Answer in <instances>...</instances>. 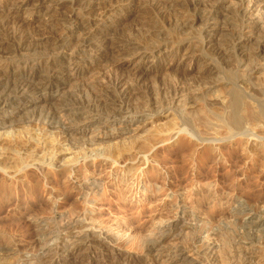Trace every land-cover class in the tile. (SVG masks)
Returning a JSON list of instances; mask_svg holds the SVG:
<instances>
[{
	"label": "bare ground",
	"instance_id": "bare-ground-1",
	"mask_svg": "<svg viewBox=\"0 0 264 264\" xmlns=\"http://www.w3.org/2000/svg\"><path fill=\"white\" fill-rule=\"evenodd\" d=\"M45 1L46 0H38L39 6L44 5ZM83 1L84 0H66V2H64L67 6L69 5L70 11H68L69 13L67 15L57 20L56 24L48 30V32L52 34L54 38L49 42L50 45L45 49V51L40 54H37L35 51V40L31 35H25L17 28L7 30L2 29V31L0 30V37L3 36V38L8 42V44L0 43V119L5 120L0 123V128L4 129L5 126H12L10 121L14 118V115L8 113V111L5 109L14 105H21V110L23 108H29L31 109L30 111L33 110L32 114L34 112L35 115L38 114L35 118L40 124L44 123L45 126L50 124L52 127L55 126L57 129L59 128L62 132L64 141L67 142L65 146H84L85 144H88L90 147L98 146L99 148V146L105 147L107 144L106 149H100L96 151L92 149L89 158L95 162H105L103 170L107 168L111 169L113 166H117L123 161V157L121 156L126 151L131 152L130 149L132 147L130 148L129 146H131L132 142L134 141L127 140L133 138L132 136L135 132L133 130L129 131L128 129L133 125V120L135 119L134 114L140 112V110L138 112L136 109H134L137 105H135L134 108H131V106L128 105L130 102L126 100L128 99V96L124 97L126 95L127 88L131 85L136 86L137 84H140L139 82H142V80L150 74L160 72L159 70L155 69H146L148 63H154L156 65V63L160 61H169V63L174 60L183 61V59L185 57L187 58V55L191 53L194 54L196 52L198 53L205 51V38L211 35L210 32L215 33L217 30H221L220 28H222H219V24L222 22L221 15H215L214 8L219 5L222 7L224 5L226 6V0H149V4L148 2H145V5L147 6L148 4L150 10L153 9L152 11H154L155 9L156 18L158 19L157 22H159V25H161L160 30L167 31L170 28H175L177 27V22L182 20L186 22V25L181 28L180 34L178 33L179 31L177 32V36L170 37L168 39L167 36L166 38H158L157 40L152 38L147 39L144 37H139L136 39V37H133L134 31L126 32L128 34H123V31L122 34L117 32L119 23L121 24V22H125L130 15V5L134 0H97L98 4L95 3L96 5H89L88 7H84V5H82ZM205 1H207V3L205 8H203L202 5H200V2L205 3ZM26 6L27 5L25 3L14 4L11 2L9 4L2 2L0 4V12H2L5 16H9L13 13L17 14L24 12L26 10ZM158 8L159 11H157ZM170 8H177V10H170ZM142 11L144 10L142 9ZM235 11L238 21L236 25L237 28L234 30L236 37L234 41L241 40L243 38L249 41L254 40V50L256 55L254 57H256L259 62H262L261 65H259V67L255 70L254 74H250L249 78L251 79L253 75L264 72V57L262 55L264 54V0H238ZM92 12H97V14L94 13L96 15H93L94 18L92 15H90ZM125 12H128V14L124 15ZM107 14L108 16L105 17ZM111 15H118V18L111 20ZM106 19H110L108 24L105 22ZM249 24H254L255 27L253 28L251 25L249 26ZM193 32L196 33V38L191 40V33ZM10 43L13 44V48L11 46V50H8ZM236 47L237 45H234L230 48V52L233 55L238 54ZM107 56H117V58L119 56L118 61H113L110 58L113 61V77L111 75V79L109 75V79L111 80L110 82L108 81L107 84V87H110L114 94L116 93L120 99H117L120 102L117 109L110 110L108 107V110H110V112L108 111L109 114L107 113V116H102V114H96V112H98L96 110L97 106L99 107V105L96 104L100 102L98 101L99 99L95 100L94 105L89 99L81 105L79 104V106L66 104V101L63 102L64 99L69 96L67 95L70 93L68 92L70 90L69 88H71L72 85L77 87L83 83L82 81L88 76L90 70L94 65H96L97 61H99V59L102 57ZM125 65H132L136 68L133 71H126L123 69ZM91 85H93V83ZM96 87L99 88L100 86ZM87 89L88 88H86V91ZM98 92V94H95L97 95V98L101 97V92ZM130 94L131 93H129V95ZM93 99H95V97ZM253 99V96H248L244 102H239L234 106L232 99L230 98L229 100H226L224 105H219V110L223 115L215 117L216 123L210 124L215 128V133L213 134L210 133V129H208L207 121L206 125L205 123L200 124L203 121L196 123L190 119V114L187 115L188 117L185 115L183 117L180 114V116L177 118L178 121L172 125L171 130L159 136V142L161 141L163 144L171 140L175 135H186L193 139V141L189 140V142L185 143V147L182 146V150L176 154L178 166L174 170V177H179L186 174L185 168L192 163V166L195 165V171H193L191 175L194 177L192 178V181L193 179L196 180L199 178L207 180L209 177H211L212 171L214 172L216 169L225 168V165H222L219 162L225 161V164H230L231 168L234 166L236 167L238 163L245 159L246 150H242V158L241 155L239 156L236 151L240 150V146L242 144H245V146H257L258 143L264 142V108H262L260 103L256 100H254L252 103H249ZM136 100L137 99L135 98V101ZM217 101L209 103V107L217 105ZM67 102L69 103V101ZM193 105L195 106V104ZM232 105L235 107L236 111L235 113H232V116L228 117L227 109H232ZM207 106L208 105H206V107ZM106 108L104 107V109ZM207 112L210 115H213L210 113V110ZM103 114L106 113L104 112ZM130 114L132 115L129 116L130 120H126L125 116ZM135 121L141 122L144 120L140 119ZM117 125L120 126V129L117 128ZM155 136L156 135H154V137ZM119 137L125 138L128 142V144H126L127 142L124 143L126 144L124 150V147L122 150L118 149V146L120 145L117 146L118 148L115 145H110L112 141ZM233 137H236L234 140L236 148L228 150L224 153L223 150H221V144L219 143L228 141ZM1 138L2 137L0 136V140ZM25 139H27V137ZM29 139H27V143ZM250 139H253V141L250 142ZM17 141L19 142V140ZM62 141L63 140L60 142ZM197 142H210L211 144L218 143V145H215L217 147L215 149L210 145H204L202 150H192V147H195L194 144H197ZM145 144L144 146L147 145ZM263 145L264 144L262 143V146ZM68 147L66 149H68ZM107 147L110 150H108ZM144 149L145 150L141 148V151H137V153H139L136 155V157H133L134 159L132 158L126 161V169L123 170V172L120 171L122 178L121 180L118 179L121 181V183L123 182V179L126 178L125 181L129 180V185L132 187H134V185L139 186L141 185V181L138 179L141 175L140 168L142 166H145L148 162L158 163L160 166L164 165V162L161 163V160L159 162L158 158H151L148 156L151 151L150 149L148 150L146 147H144ZM66 151L64 150V152H58V155H55L57 153L50 155V158L48 159L49 163L46 164L48 167H50L48 169L50 171H54V169L57 170L54 174L55 178L58 176L71 174L72 166L81 160L85 162V160L88 159L85 151H82L80 154L81 157L78 154L76 158L74 157L75 159L70 158V160L67 162L66 160H62V155ZM17 154L20 155V153ZM154 154L152 155L156 156ZM262 155L264 159L263 152ZM5 156L1 159L5 158ZM156 159H158V162ZM209 163L211 164V167H206ZM137 164L139 165L137 166ZM20 165V167L17 166V168L11 166L5 167L2 165L4 168L0 166V169L3 171L2 174L7 173V175H10V172L12 174H17L25 167L34 166L35 174L39 176V173H42V165L38 161L35 162L33 160L29 164L22 162ZM83 168H86V165ZM152 168L153 172L156 174L158 172V168ZM152 168L150 169L152 170ZM202 170H207L204 176L200 173ZM32 175L35 177L33 173ZM32 175H30V180ZM135 175L136 178L134 179ZM25 176H27V173ZM96 177L91 178L84 176L81 179V184L79 185L80 200L77 206L80 208L79 212L77 209L72 211L73 209L71 208L72 210L70 212L65 213V211L59 212L57 209L52 208L49 217L42 218L41 216V219L38 218V220L36 218L37 220H33L34 233L37 235L38 239V251L35 254L18 253L15 248L0 247V250H3L4 252L6 251L5 253L9 252L12 254L11 256H14V259L12 260L13 262L11 261L12 264H264V220H261L259 217L260 213L257 211L253 213V210L250 211L248 209V205L250 203L248 204L243 202V199L239 197L240 194L244 196V193L238 194L237 198L227 202L229 209L238 207L242 210L244 209V212L248 211L246 214L248 221L243 223L242 227L239 228L237 226V228L236 224H234L236 222L234 221L233 227L228 228V226H223L221 230L228 232L232 237L231 240L233 244L230 251H219V247H217L214 242L218 236L217 230H211L212 233H210L211 231L208 232L205 230L206 236L202 238V233L193 234V238L190 240L191 242L185 241L175 253L171 252V250H163L164 248L162 249L161 246L163 240L171 236V234L176 231L175 229L179 226V224L181 225V222L185 218L188 219L190 217H195L194 214L190 213V211L189 214L184 213V210L179 206H176L175 208L178 214H175L176 216L172 217V219L170 218V223L159 228V230H163V233L161 232V235L158 237H162V235H164V237L155 239L150 238V241L147 244L144 246L142 245L141 258H136V256L128 253L129 251L126 252L124 250L125 252H123L119 251L117 248L115 249L113 246H111L115 242L112 237L108 236L109 231L105 232L103 229H100L98 233H94L93 226L90 227L87 224L89 223L88 218L93 210L88 208V204L91 203L90 199L99 196L101 190L105 189L104 185H101L100 178ZM149 177L150 176H143L145 185H147L146 183L149 181ZM10 179H13V176ZM33 182L30 184L36 183ZM37 185H39V183ZM145 185L142 186L146 187ZM151 186L152 185L148 187L150 189V191L149 189L148 191H155V188ZM8 187L9 186L4 183V186H2L0 189L1 194L4 196L6 195L7 198V195H10L11 192L9 189L12 190V188ZM156 191L161 192L163 194L162 196L167 197L166 189L156 188ZM214 197L215 192L213 191L209 192L208 194L204 193L202 194L199 203L206 204L214 200ZM263 198L264 194L260 195L256 201L259 202L261 199L263 200ZM220 202L221 200L217 198L215 200V205H219ZM42 209L40 210L42 211ZM41 211L38 212L41 213ZM35 215L37 216V214ZM241 221L243 222V220ZM19 223L17 222V224ZM21 226L23 228L22 224ZM5 229L3 230L6 231L8 228L6 230ZM27 229H29V227ZM208 240H212V242L210 243ZM186 251H188V255L185 254Z\"/></svg>",
	"mask_w": 264,
	"mask_h": 264
},
{
	"label": "rangeland",
	"instance_id": "rangeland-1",
	"mask_svg": "<svg viewBox=\"0 0 264 264\" xmlns=\"http://www.w3.org/2000/svg\"><path fill=\"white\" fill-rule=\"evenodd\" d=\"M2 2L9 4L11 2L14 4L25 3L27 5L24 12L17 14L13 13L9 16H5L2 12H0V30L2 31V29L7 30L17 28L21 31V33L31 35L35 40L34 48L36 49L35 51L37 54L44 52L50 45L49 42L54 38L48 30L56 24L57 20L67 15L69 13L68 11H70L69 5L67 6L66 3H64L66 0H46L42 6H39L38 0H0V4ZM145 2H148L149 4V0H134L132 2L130 5V15L125 22H121V24L119 23L117 32L122 34L123 31V34H128L126 32L134 31L133 37H136V39L144 37L147 39L152 38L154 40L163 37L166 38L167 36L168 39L170 37L177 36L178 33L180 34V30L186 25V22L179 20L180 22H177V27L170 28L167 31L160 30L161 25L157 22L158 19L156 18L155 9L154 11H152L153 9L150 10L148 4L147 6L145 5ZM203 2H200V5L205 8L207 1H205V3ZM237 2L238 0H226V6L224 5L222 7L219 5L214 8V14L219 16L221 15L222 22H220L219 28H222H220L221 30H217L215 33L210 32L211 35L205 38V51L196 52L194 54L191 53L187 55L188 57H185L183 61L174 60L171 61V63H169V61H160L157 62L156 65L154 63H148L146 69H155L160 72L150 74L143 79L142 82H139L140 84H137L136 86L131 85L127 88L126 95L124 97L128 96V99H126L128 102L130 101L128 105L131 106V108H134V106L137 105L134 109L138 112L140 110V112L134 114L135 119L133 120V125L128 129L129 131L133 130L135 132L133 133V138L127 140L134 141L131 146H129L130 148L132 147L130 149L131 152L126 151L128 154L125 152L121 156L123 157L122 160L125 162L121 160L122 162L120 164L113 166L111 169L107 168L103 170L105 162L99 161L101 162L99 163L89 158L92 149L94 151L106 149L107 144L105 147L99 146V148L98 146L90 147L88 144H85L84 146H69L70 150L68 146H65L67 142L64 141L60 129H57L55 126L52 127L50 124L45 126L44 123L40 124L37 122L35 117H37L38 114L35 115L34 112L33 115V110L30 111L31 109H24L23 107L21 110V105H14L5 109L8 113L13 114L14 118L12 117L13 119L10 121L12 126H5L4 129L0 128V136L2 137L0 140V159L6 155V159L3 158L4 160H0V166L3 165L5 167L11 166L17 168V166H21L20 163L22 162L29 164L34 160L35 162H40L42 165V173H39V176L35 174L34 166L25 167L19 173H14L15 175L11 172L10 175H7V173L2 174L3 171L0 169V189L4 186V183L12 188V190L9 189L12 193L10 192V195H7L8 198L6 195H2L0 190L1 248L10 247L13 249L15 248L18 253L35 254L38 251V239L37 235L34 233L33 220L36 218L41 219V216L42 218L49 217L52 208L57 209L59 212L65 211V213L70 212L72 209V211L77 209L79 212L80 208L77 207L80 200L79 185L81 184V179L84 176L91 178L97 176L96 178H100L101 185H104L105 187L104 190H101L99 196L90 199L92 204L89 203L88 208L93 210L88 218V222L90 224H87L90 227L93 226L94 233H98L100 229H103L105 232L109 231L108 236L112 237L115 242H112L114 244L111 243V246L115 249L117 248L119 251H129L128 253L136 256V258H141L142 245L144 246L147 244L150 241V238L155 239L164 237V235H162V237H158L161 235V232L163 233V230H159V228L170 223L172 217L178 214L175 210L176 206L182 208L184 210L183 212L186 214H189L190 211V213L194 214L195 217H190L188 219L185 218L181 222V225L179 224V226L175 229L177 233L174 231L171 236L163 240L161 245L162 249L164 248L163 250L165 251L171 250V252L174 253L178 251L180 246L185 241L191 242L190 240L193 238V234L202 233L201 238L206 236L205 230L208 232L211 230H217L218 236L214 242L217 247H219V251H230L233 244L231 240L232 237L228 232L221 231L223 226H228V228H230L236 224V227L238 226L240 228L243 223L248 221V217L246 215L248 211L244 212V209L242 210L238 207L229 209L227 205V202L237 198L240 193L245 194L244 196L241 194L239 196L243 199V202L248 204L250 203L248 205V209L250 211L253 210V213L256 211L260 213L259 217L261 220H264V198L259 201L260 203L256 201L260 195L264 194V159L262 155V152L264 153V145L262 146V143L264 144V142L258 143L257 146H245V144H242L240 146V150L236 151L240 156L242 154V150H246V157L238 163L236 167L234 166L230 168V164H225V161H221L219 163L225 165L224 169L219 168L214 172L212 171L211 177L207 180L199 178L196 180L193 179V181L192 178L194 177L191 175L193 171H195V165L192 166V163L185 168L186 174L174 177V170L178 166L176 154L182 150L181 147L184 146L185 143L189 142V140L193 141V139L186 135H175L171 140L165 142L164 144L161 143V141L159 142V136L171 130L172 125L178 121L177 118L180 114L183 117L184 115L187 116L190 114L189 116L191 118H189L196 123L203 121L200 124L205 123L206 125L207 121L208 129H210V133L213 134L215 133V128L210 124L216 123L215 117L223 115L219 110V105H224L226 100L231 98L233 105L235 106L239 102H244L248 96H253L254 99L249 103L256 100L260 103L262 108H264V72L253 75L251 79L249 78L250 74H254L255 70L262 63L254 57L256 56L254 50L255 41H249L244 38L234 41L236 38L234 30L237 28L236 25L238 21L235 11ZM95 3L98 4L97 0H84L82 5H84V7H88L89 5H96ZM172 8H170V10ZM142 9L144 11H142ZM172 10L175 11L177 8ZM157 11H159V8ZM94 13L97 14V12ZM94 13L92 12L90 15H92V17L93 15L96 16ZM127 14L128 12H125L124 15ZM107 16L108 14L105 15V17ZM116 18H118V15H111L110 17L111 20ZM110 19H106V24H108ZM250 25L251 24H249V26ZM251 26L253 28L255 27L254 24ZM195 38L196 33H191L190 39L194 40ZM0 43L8 44L7 40L4 39L3 36L0 37ZM9 45L8 50H11V46L13 48V44L10 43ZM234 45H237V55H233L230 52L231 46ZM262 55L264 57V54ZM114 57L107 56L99 59L96 65H94L90 70L88 76L84 78L82 81L83 83L80 84L82 87L80 85L77 87L72 85L68 91L70 93L67 94L69 96H67V98L65 97L66 99H64L63 102L66 101V104L79 106V104L81 105L89 99L94 105L95 100L99 99L98 101H100V104H96L99 105V107L97 106L96 110L98 112H96V114H102V116H107V113L109 114L111 109H117L120 104L118 100L120 99L116 93L114 94L110 87H107L108 81L110 82L112 79L111 75L113 77L112 62L116 60L118 61L119 59V56L118 58L117 56L115 58ZM135 68L136 67H133L132 65H125L123 67L126 71H133ZM109 75L111 79H109ZM92 83L93 85H91ZM96 86L100 87L97 88ZM86 88H88L87 91ZM92 90L94 94L92 93ZM97 90L101 92V97L99 98L95 95L99 93ZM129 93L132 95H129ZM94 97L95 99H93ZM135 98L137 99L136 101ZM115 99L118 100L116 101ZM212 100L215 102L218 100V104L209 107V103L213 102ZM67 101H69V103ZM193 104H195V106ZM206 105L208 106L206 107ZM233 105L231 107L232 109L234 108L233 111L232 109H227L228 117L232 116V113H235L236 111ZM103 106L105 108L107 107V110L104 109ZM108 107L110 110H108ZM101 109L102 112H105L106 114H103ZM206 110H210V113L213 115H210ZM129 116L132 115L130 114L125 116L126 120H130ZM140 119H143L144 121H135ZM2 121L5 120L0 119V123H2ZM168 125L171 126L169 127ZM167 126L170 129H168ZM117 128L120 129V126L117 125ZM153 134L156 136L154 137ZM18 135H21L24 139ZM26 137L27 139L30 138L28 143L27 139H25ZM235 138L236 137H233L228 141L219 143L221 144V150H223L224 153L228 150L236 148L234 144ZM59 139L60 141L63 140V143L60 142ZM17 140H19V142ZM127 141L125 138L119 137L112 141L110 145H115L116 147L120 145L118 146L119 148H117L122 150L124 147V150L126 144H128ZM249 141L251 142L253 139H250ZM145 143L148 144L146 145ZM144 144L146 146H144ZM194 145L195 147L193 146L192 150H202L204 145H210L215 149L217 148L215 145H218V143L211 144L210 142H197V144ZM67 147L68 149H66ZM140 147L143 150H145L144 147H146V149L151 147L152 149L149 148L151 151L148 156L151 158H158L159 162L160 160L161 163L164 162V165L160 166L158 163L152 162V164L151 162H148L145 166H142L140 168L141 175L138 179L141 181V185H134V187H132L129 185V180L125 181L126 178L123 179V182L121 183L120 180L122 175L120 171L123 172V170L126 169V161L136 157L139 153H137V151H141ZM107 149L110 150L108 147ZM64 150L67 151L62 155V160H66L67 162L70 158H76L78 154L81 157L80 154L82 151H85L88 159L85 160V162L81 160L72 166L71 174L55 178L54 174L57 170L52 168L54 171H50L48 169L50 167L46 164L49 163L48 159L50 158V155H54L55 153H57L55 155H58V152H64ZM17 153H20V155ZM152 154L156 156H153ZM242 157L243 155H241V158ZM158 159H156L157 162ZM85 165L86 168H83ZM138 165L139 164H137V166ZM152 167L158 168V172L156 174L153 172ZM206 167H211V164H207ZM150 168H152V170ZM206 172L207 170L200 171L203 176ZM26 173L27 176H25ZM30 175L33 176H31L32 181L30 180ZM12 176L13 179H10ZM143 176H150L148 181L150 184L147 182V185H145ZM135 178L136 175L134 176V179ZM33 181L37 184L39 183V185ZM31 182L35 183L37 187L35 184H30ZM142 185H145L146 187H143ZM150 185L155 188V191L149 192L150 189L148 187H150ZM156 188L166 189L167 197L162 196L163 194L161 192H157ZM212 191L215 192L214 200L210 201L211 203L208 202L206 204H200L199 201L202 194H208ZM215 198L221 200L219 205H215ZM60 204L64 206H61ZM40 209H42V211ZM38 211H41V213ZM35 214H37V216ZM27 215L29 217L31 216L30 219ZM236 217L239 218L237 219ZM241 220H243V222ZM234 221L236 223L233 224ZM17 222H20V226ZM21 224L23 225V228ZM3 226H6L5 228L8 229L6 230ZM28 227L29 229H27ZM210 233H212V231ZM208 241L210 243L212 242V240ZM5 252L0 250V264H12L11 261L14 259V256H11L12 254L9 252ZM185 254L188 255V251H186Z\"/></svg>",
	"mask_w": 264,
	"mask_h": 264
}]
</instances>
